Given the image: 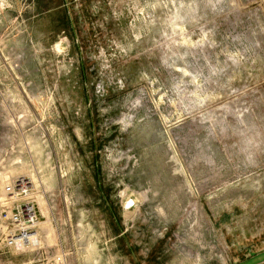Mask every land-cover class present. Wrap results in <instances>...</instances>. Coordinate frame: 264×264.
<instances>
[{
	"label": "rangeland",
	"instance_id": "1",
	"mask_svg": "<svg viewBox=\"0 0 264 264\" xmlns=\"http://www.w3.org/2000/svg\"><path fill=\"white\" fill-rule=\"evenodd\" d=\"M21 176L69 264H264V0H0Z\"/></svg>",
	"mask_w": 264,
	"mask_h": 264
},
{
	"label": "built area",
	"instance_id": "2",
	"mask_svg": "<svg viewBox=\"0 0 264 264\" xmlns=\"http://www.w3.org/2000/svg\"><path fill=\"white\" fill-rule=\"evenodd\" d=\"M6 193L0 201L3 209L0 211L2 221L0 231V244L8 249L26 251L33 249L39 251L38 257L25 264H69L67 253L61 251L40 252L43 248L40 243H33V236L37 232V224L40 222L37 204L31 198L29 189H23L16 186L15 179L5 185Z\"/></svg>",
	"mask_w": 264,
	"mask_h": 264
},
{
	"label": "bare ground",
	"instance_id": "3",
	"mask_svg": "<svg viewBox=\"0 0 264 264\" xmlns=\"http://www.w3.org/2000/svg\"><path fill=\"white\" fill-rule=\"evenodd\" d=\"M4 182V181H3ZM30 182L27 180V178L25 177H18L17 180H16V186L19 187V188H23V189H26L28 184ZM28 189V188H27ZM6 193V189L5 187L2 186V194H5ZM38 196V195H37ZM4 197V195H3ZM3 197L1 198V195H0V201H5L6 199H3ZM37 200V199H36ZM38 201H39V204L41 205V207L43 208V211H44V214L45 215H48V210L46 208V203H45V200L42 196H38ZM39 205V206H40ZM37 232L35 233V235L33 236V243L34 244H38V235H44L45 234V239L50 241L51 240V236H52V232H53V228L50 224V221L49 219L47 221H44V222H39L37 224Z\"/></svg>",
	"mask_w": 264,
	"mask_h": 264
}]
</instances>
